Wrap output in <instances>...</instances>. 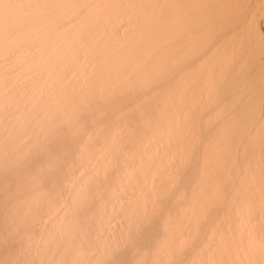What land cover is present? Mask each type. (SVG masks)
Listing matches in <instances>:
<instances>
[{
  "label": "bare ground",
  "instance_id": "obj_1",
  "mask_svg": "<svg viewBox=\"0 0 264 264\" xmlns=\"http://www.w3.org/2000/svg\"><path fill=\"white\" fill-rule=\"evenodd\" d=\"M0 264H264V0H0Z\"/></svg>",
  "mask_w": 264,
  "mask_h": 264
}]
</instances>
